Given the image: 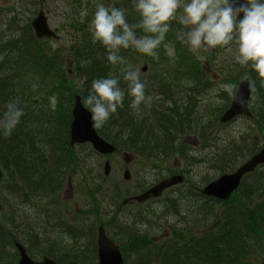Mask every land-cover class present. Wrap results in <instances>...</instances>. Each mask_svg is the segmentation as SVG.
<instances>
[{
  "label": "trees",
  "instance_id": "obj_1",
  "mask_svg": "<svg viewBox=\"0 0 264 264\" xmlns=\"http://www.w3.org/2000/svg\"><path fill=\"white\" fill-rule=\"evenodd\" d=\"M37 6L38 0H18L13 8H0V119L4 118L7 105L11 101L18 100V107L24 113L10 135H5L3 130H0V165L5 173L1 189L5 187L15 192L23 209L32 201L36 202L37 197L49 196L63 185L66 173L73 165L68 164L69 152L67 148L63 150L66 155L64 158L59 157L58 153L54 154L57 131L51 129L44 121L42 126L40 117L37 116L36 120L32 112L26 109V105L32 102L30 93L34 92L36 83L39 82L44 91V87L54 77V84L61 86L69 97L67 85L63 83V75L69 76L71 72L73 77L76 75V79L81 81V86L75 94H79L82 100L91 91L94 80L110 76L119 79V86L125 91L123 107L118 108L117 113L101 127L102 132H106L111 143L129 151H163L158 158L154 155L146 157L153 163L158 161L160 165L156 169L161 170L169 162L171 155L174 157L175 153H179L177 151L180 142L177 137L168 133L169 125L166 124L165 128V124L159 122L158 116L161 112L151 109L147 111L150 114L143 118L142 122L140 118L135 119L136 108L131 107L132 97L129 95L128 82L123 79V66L114 65L107 60L108 50L100 42L94 41L90 31L96 11L95 8H89L93 4L86 5L85 18L82 14V18H74L69 25L60 26L64 32L70 31L74 40L66 43L64 49H56L54 52L44 40H37L33 36L30 20ZM126 19L129 24H135L140 22L141 17L136 14L135 17L131 15ZM137 33L146 35L140 29ZM229 47L232 48L231 45ZM133 53H137L133 47L121 48L119 55L126 62ZM184 53L190 56L186 47ZM213 54H217L219 58L225 56L226 61L222 64L221 60L211 58L216 65L214 68H208L206 62L191 57L192 62L185 65L184 69L194 71V78L204 76L202 71L214 70L235 88L242 79H249L252 85V119L249 122H252L253 126L239 132L237 136H228L223 144L226 148H219V155L218 152L214 153L211 162L207 159L209 165L212 163V167L221 175L233 172L239 166H236L239 160L246 156L248 159L264 146V78L250 65L241 66L225 48L220 47ZM36 77H40V80L33 82L32 78ZM155 84L159 85L154 81H147L145 88H155ZM203 88L206 89H201ZM171 90L173 89L168 84H163L159 92L166 94ZM146 92H149V89H145ZM35 94L38 101V90ZM231 96L229 93L223 94V97H226L224 105L214 110L204 108L200 115L193 110L196 109V99L182 104L181 108L176 106L173 117L176 119V126L182 131L181 136L192 133L193 137L203 140L202 146L209 145L212 148L221 145V135L217 133V129L224 126L219 124L218 118L227 108ZM184 119H189L190 122L194 120L196 124H193L192 130ZM125 129L127 133L123 132ZM170 132L176 135L172 130ZM206 135H209V143ZM253 136L257 137L258 142H253ZM59 139L56 138L57 142ZM179 158L186 163L183 156ZM76 162L82 167L81 159H76ZM89 175L92 179H99V169ZM95 194H98V191H89L88 195L92 201ZM183 195L185 194L181 193V196ZM0 198L9 213L1 215V219L6 220L9 225L2 223L4 236L0 241L12 247L13 240L19 236L16 233L19 225L13 226L10 221L16 215V210L8 196ZM202 198L203 196L195 191L192 193L194 205L185 207L181 199L171 200L166 209L175 210L177 216L169 220L167 217L170 215L164 212L163 216L153 221L157 220L158 230L145 233L137 224L150 227L151 221L143 219L138 213L131 215V221H120L121 212L114 211L113 206L112 212L108 213L109 227L116 230L114 234L119 237L120 247L124 249L125 264H248L254 249L262 246L259 252L264 250V166L243 179L230 201L205 202ZM22 211L17 210V213ZM39 211L41 212L40 208ZM1 242L0 263L4 260Z\"/></svg>",
  "mask_w": 264,
  "mask_h": 264
},
{
  "label": "rangeland",
  "instance_id": "obj_2",
  "mask_svg": "<svg viewBox=\"0 0 264 264\" xmlns=\"http://www.w3.org/2000/svg\"><path fill=\"white\" fill-rule=\"evenodd\" d=\"M9 1V2H8ZM18 2V0H14ZM183 2H187V0H183ZM6 4H12L10 0H6L5 2L1 3V6H8ZM66 4L63 0H54L53 3L48 6L46 4L45 9H49L51 11L57 10L56 18L53 19L54 23L61 24L63 21L62 14L66 10ZM6 8V7H4ZM178 12H182V8L178 10ZM37 14V11L34 12V15H32V18ZM31 18V19H32ZM52 25V24H51ZM61 39L59 42L54 43V41L51 42V45H53L54 48L61 47L66 41L70 40V36L65 33L61 32L60 35ZM66 45V44H65ZM232 51L230 52L233 57L236 55L237 45L233 42L231 44ZM216 49L219 50L220 47L212 49L210 51H200L197 53H194L191 51V54L197 61H204L206 62V65L208 68H214L216 64H214L213 59L220 61L223 64L226 61L225 56H220V58L217 56ZM136 50V49H135ZM137 53H133L126 61L127 64H131L133 69H140L142 67H146V72L144 75L140 74V80L141 82L143 80L152 79L156 75L159 74H167L168 77L163 78L161 82L163 84H168L170 87L178 86H189L193 85L192 82L180 78L175 77L181 74H185L183 71L185 65H189L192 60L191 56H187L185 53L181 51V55L179 54L177 57L175 56V51L173 48L170 47L168 41L164 39V41L161 43L160 47L156 50L158 54V59L148 56L146 54L140 53L138 55ZM222 64L221 67L223 66ZM146 65V66H145ZM171 67V68H170ZM162 68V69H161ZM169 68L168 70H165ZM163 70V71H162ZM206 75H213L209 78V81H206V92L205 94L202 93L197 96H192V99H196L198 96V101L196 103V109H193L195 112L202 114V110L209 109L214 110L218 107H221L226 103L225 98L223 97V94L229 93L226 89L221 88V85L230 84L228 80L223 78L221 74H217L214 71H204ZM71 72L69 76L65 74L63 75V83L67 85L68 88V94L63 90L61 86L58 84H54L55 77L51 80V85L55 86V95L51 97H47L46 99H41L36 101V91L39 89L38 87L34 88V92L30 93V97L32 102L26 105V109L34 115L36 120L38 119L37 116L40 117V123L43 126V121L48 123L50 125L51 129H60V132L58 136H60V139L57 140L54 139L55 146L59 150L62 149V146L65 144V138H66V129L68 127V121H69V106L71 101L73 100V95L79 90L81 86V81L79 82L76 79V75H74ZM163 84H160L159 87L151 88L149 87V92H146V96L151 97V101L142 103V107H148L147 110L151 109H162L164 104H162V95L157 93V91L162 87ZM236 89V88H235ZM234 89V91H235ZM73 93V94H72ZM71 94V95H70ZM183 94V93H182ZM182 94L178 95V97L182 96ZM177 95V94H176ZM56 98H60L61 105L59 107L55 106V100ZM167 98V97H166ZM183 102L181 105H185L186 97H183ZM168 99V98H167ZM84 100V99H83ZM181 105H178L179 108H181ZM193 108V107H192ZM199 119H201V117ZM42 117V118H41ZM147 116L145 113L138 114L135 119H139L142 121L143 118H146ZM43 119V120H42ZM194 122V120L192 121ZM253 126L252 122H249V120H246L244 118H239L233 123H231L228 126H225L221 129H217V133L221 135L220 143L221 145H218V147H212L210 148L209 145H201L197 137L193 136H183L182 137V144L185 146L184 148L188 149V152L190 155L194 154H203L207 155L211 153L207 159L211 162V159L214 157V153L218 152L219 148H226V145H223L226 138L228 136H237L239 132H242L243 130H247ZM42 131V130H41ZM162 135V134H161ZM41 136H43V133H41ZM163 136V135H162ZM206 139L209 143V135H206ZM234 141L235 138H234ZM253 142H258L257 137L253 136ZM263 145L260 144L258 148H260ZM236 150V148H234ZM205 151V152H204ZM186 160V163L184 160L180 159V154H176L173 158L168 160L169 162L162 167V169H153V165H157V167L160 164L153 163L151 160L149 161L145 156L144 159L141 160V167L136 168V174L140 173L143 175L142 179L137 180L136 186L130 187L125 186L120 183L122 179V173L126 170L128 167L131 170V173L133 175L134 166H133V156H131L130 164L127 165L124 161V151H121L117 155L108 157V158H99L96 156L89 148L87 147H79L75 146L73 150L69 151L70 156H73L71 160L78 158H83L82 160L86 163L88 167H85L84 169L82 167H79V164H77V167H74L73 170L70 172L68 178L71 179V184H66L65 187L60 191H53L49 196H41L37 197L36 202L32 201L30 204H26V208L21 207L19 204L21 201L19 197L16 195L15 192L12 190H7L5 187L1 189V196H8L10 198L14 207H18L20 210H23L20 214L17 212L16 215L13 216L12 220H10L13 224L19 225V229L17 230V234L23 239L25 243H31L34 246L38 245L39 247H42L41 250L39 249H33L29 248L30 258L32 260H37L38 256L43 255L45 257H51L49 255H58L61 254V256L65 258H69L77 264H92L95 262L96 258V246H95V236H96V228L95 231L90 230H83L82 231V238L80 239V244L78 242V239H75L76 249H72L73 246H71V242L65 238L63 235H61L60 244L57 245H51L55 244L50 243V245L44 244V240H51L49 238H46L48 236H53L51 231H53V222L50 224L51 227L47 228L42 218L37 221L38 228L35 229V231H29L27 226V220L30 219L29 213H39V205H42L44 209H48V212L52 213H62L63 212V204H68L73 201L81 202V205H83V201L85 200L87 203L90 202V199L88 198V192L90 190L96 192L98 191V194H95L93 199L95 203H97V216H96V222L102 223V225L105 228L106 234H108L110 237H113L115 240L119 241V237L115 236L114 232L116 231L115 228L109 227V220H108V213L111 212V206L112 202L110 201V198H104L102 193V189L106 188L109 192L108 197H115L114 202H118L123 198L134 196L138 194L137 192H142L145 190V185H149L153 183L154 181H157L158 179L167 176L170 173L173 174H181L185 175L186 184L182 187L174 188L169 191H167L161 199L157 201H152L150 203H147L139 208L137 207H129L125 211L122 212L120 215L119 220L120 221H131L133 218L131 217L132 214L138 213L141 215L142 218H145L149 221L150 227L145 225H138L139 228H141L142 232H151L158 230L157 220L155 222L154 219L160 216H163L164 212H167L170 216L167 217V219L171 220L173 217L177 216V212L175 210H168L166 209L167 204L171 200H177L181 199V201L186 206H192L194 205V200H192V193H195L196 189L198 187L203 186L205 183L209 182L212 179H215L219 176L217 170H215L212 167V163L209 165V163L206 160V156L204 157L205 160H203L200 163L194 164L195 161L199 160L198 157H195L191 160V164L189 163L187 157L185 156L184 151L179 148L178 151ZM161 153V152H160ZM58 154H61L59 152ZM219 155V152H218ZM247 156L239 160L236 163V166L240 165ZM105 160H108L111 165V176L109 180H105L101 174L102 172V165ZM79 168V170H78ZM92 170L94 173L99 169V179L95 177L92 179L89 174H87L88 170ZM91 172V174H92ZM144 188V189H143ZM187 191V194L185 192ZM126 193L128 194L126 197H123ZM181 193H184L185 195L181 196ZM190 195V197H188ZM62 200V202H59L58 198ZM31 204L34 205L33 210L31 207ZM71 204V203H70ZM38 205V206H35ZM25 210V211H24ZM9 212H11V209H9ZM183 214V213H182ZM5 215H9V213H5ZM11 215V214H10ZM31 221V219H30ZM4 225L8 226L9 223H6V220L3 221ZM66 223V222H65ZM25 228V230H23ZM98 228V227H97ZM3 226L0 227V239L4 236L3 232ZM66 226H63L61 230L59 231H65ZM114 234V235H113ZM113 235V236H111ZM45 237V238H42ZM1 242V241H0ZM2 243V242H1ZM2 253L4 255V260L0 264H11L12 258L14 257V249L11 248V246L7 244L2 243ZM80 246V247H79ZM1 247V246H0ZM127 249V248H126ZM124 252V249H122ZM128 250V249H127ZM260 264H264V259L260 262Z\"/></svg>",
  "mask_w": 264,
  "mask_h": 264
},
{
  "label": "clouds",
  "instance_id": "obj_3",
  "mask_svg": "<svg viewBox=\"0 0 264 264\" xmlns=\"http://www.w3.org/2000/svg\"><path fill=\"white\" fill-rule=\"evenodd\" d=\"M135 0V9L140 14V22L129 24L125 11L117 7L98 4L90 31L94 41L100 42L107 50V60L123 66V79L128 82L132 108L151 101L145 94V84L140 80L139 69H133L119 55L121 48H135L140 53L158 59L156 50L170 30V24L178 18L186 27L179 35L190 49L197 53L222 47L231 52L233 42L237 45L235 59L241 66L251 68L264 78V0ZM243 13L239 22L237 16ZM146 35L138 36L137 30ZM230 95L235 96V86L221 85ZM125 91L119 86L117 77L96 79L91 91L84 98V105L90 109L94 126L101 128L123 107ZM19 101H11L7 112L0 119V130L10 135L24 115L18 107Z\"/></svg>",
  "mask_w": 264,
  "mask_h": 264
},
{
  "label": "water",
  "instance_id": "obj_4",
  "mask_svg": "<svg viewBox=\"0 0 264 264\" xmlns=\"http://www.w3.org/2000/svg\"><path fill=\"white\" fill-rule=\"evenodd\" d=\"M245 3L246 0H238L237 6H239V4ZM242 17L243 13H240L237 16V21L239 22ZM32 26L38 38L54 37L53 33L47 26L46 19L43 16L42 11L39 12L38 17L32 22ZM142 71H145V69L143 68ZM235 93L236 95L233 96L229 107L219 118L220 124H227L238 116L251 118V113L248 108V101L251 93L249 81H241ZM72 115L73 121L70 127L71 145L90 144L95 152L102 156L109 155L114 152L115 149L111 145L107 144L105 140L97 134L92 115L81 106L79 97L75 98V105ZM261 165H264V147L252 155L249 160L237 168L235 172L221 175L216 180L207 184L202 189L201 193L206 197L225 201L229 199L230 196L237 190L243 177L254 172ZM103 170L105 176H107L109 172L108 162L105 163ZM181 182V176H173L169 179H165L145 193L137 196L135 200L141 203L151 197L157 198L161 195L163 190L180 184ZM18 251H20L19 264H32L25 257L21 248L18 247ZM97 255L99 261L98 264H123L117 246H115L112 241L105 237L102 228H99V234L97 238ZM43 264L53 263L45 261Z\"/></svg>",
  "mask_w": 264,
  "mask_h": 264
},
{
  "label": "flooded vegetation",
  "instance_id": "obj_5",
  "mask_svg": "<svg viewBox=\"0 0 264 264\" xmlns=\"http://www.w3.org/2000/svg\"><path fill=\"white\" fill-rule=\"evenodd\" d=\"M183 97H184V95L182 94L181 98H183ZM127 151H124V155L126 156V158H124V161H126V164L129 165L130 164V154ZM132 163L134 166V161ZM126 170H128L131 174V170L128 167L126 168ZM142 178H143V175H141L140 179H142ZM137 180L138 179H136V181H134L133 175H132L130 177V179L127 182H125V184L129 185L130 187H133V186H136ZM62 189H63V187L59 188L55 191H60ZM58 200H59V202H62L60 197L58 198ZM149 201H151V200H149ZM70 203L63 204V207H64L63 211L64 212L61 214H59V213H49L47 215L44 213H42V214L38 213L36 215L32 214V217L33 216H35L37 218L40 217L43 220H45L46 218H48V219L53 218L51 221H46V224L53 222V226H52L53 227V233H52L53 236L51 237V234H50V236L46 237V238H49L51 240H44V244L47 243V245H50V243H53V242L55 244H51V245L60 244L61 235H63L65 238H67V237L69 238V241L71 242V246H73L72 249H76L75 239L77 237L81 236L82 227L86 226V224L82 222V219H84V217L81 215L80 210H79V207L81 206L80 199H79V202H77L75 200V201L70 202ZM131 204L132 205L135 204L138 206L142 205V204H136V203L130 202L129 204L122 206L119 203V206L116 207L117 208L116 210H117V212L122 211L123 209L127 208ZM92 218L93 217H91V219ZM32 221H33L32 224H35L34 220H32ZM64 225H67L66 230L65 231H59L62 229V227ZM32 231H35V229H33ZM42 238H45V237H42ZM31 248L41 250L42 247H39L38 245H36V246L31 247ZM49 256H51V257H45L43 255H41V256L39 255L37 260L35 259L36 260L35 263H41L42 261H44V259H48V260H50L56 264H77V262H75L69 258H65V257L61 256V254L49 255Z\"/></svg>",
  "mask_w": 264,
  "mask_h": 264
},
{
  "label": "bare ground",
  "instance_id": "obj_6",
  "mask_svg": "<svg viewBox=\"0 0 264 264\" xmlns=\"http://www.w3.org/2000/svg\"><path fill=\"white\" fill-rule=\"evenodd\" d=\"M181 103L182 102H175L174 103V108L176 107V106H178L179 104L181 105ZM188 103V102H187ZM136 110V114H135V116H137L138 114H141V113H145V115L147 116V115H149L150 113H147V109H145L144 107H142V108H137V109H135ZM158 120H159V122L163 125V123L165 124V128H166V124L167 125H169V131H168V133H170L171 135H173V136H175V137H177L178 138V140H179V142H180V145L178 146V147H180L183 151H184V153H185V156L187 157V159H188V161L191 163V160L193 159V158H195V157H198L199 158V160H197V161H195L196 163H200V162H202L203 160H205L204 159V157L206 156V160L205 161H207V157L211 154V153H209V154H207V155H203L202 153L201 154H194V155H190L189 154V152H188V149L187 148H184L185 146L182 144V141L180 140V136L182 135V131L180 130V127H178V126H176L177 125V122H176V119L172 116V115H170L169 113H167V112H165V111H162L160 114H159V116H158ZM185 120V119H184ZM185 121H187L188 123H189V126L191 127L190 129L192 130V128H193V124H196V123H194V122H190L189 121V119H186ZM142 122V121H141ZM170 130H172L173 132H175L176 133V135H174L173 133H171L170 132ZM101 132H102V128H101ZM123 132L124 133H127V130L125 129V130H123ZM101 136L103 137V139L104 140H106V141H109L108 140V135L106 134V132H102L101 133ZM55 145V144H54ZM55 148H56V151L54 152V154H56V153H59V152H61V154H59V157H61V158H64L66 155L64 154V152L62 151V150H59L58 148H57V146H55ZM163 152V151H161V150H153V152H151V151H147L146 153H142V152H139V151H130L129 152V154H130V159H131V156H133V158L134 157H137V156H142V157H149L150 155H154V156H157V158L158 157H160L159 155H161V153ZM205 152V151H204ZM149 153V154H148ZM177 153H175V155H176ZM178 154H180V153H178ZM173 155H174V153H173ZM180 156H182L181 154H180ZM73 156H70V153H69V155H68V164L69 163H72L73 165H71L70 166V168H69V172H67L66 173V176H65V180H67L68 179V176H69V174H70V172L73 170V168L74 167H77V164H80V163H77L76 162V159H81V162L83 161L82 159L83 158H78L77 156H74V157H76V159H74V160H71V158H72ZM150 157H152V156H150ZM126 158V157H125ZM171 158H173V156L171 155ZM126 162V161H125ZM208 162V161H207ZM85 167H88L87 165H86V163L83 161V165H82V168L84 169ZM139 167H141V166H139ZM139 167H137V168H139ZM78 170H79V168H78ZM102 171H104L103 170V165H102ZM91 172H92V170L90 169V170H88L87 171V173H89V174H91ZM53 173H55V172H53ZM102 175H103V172L101 173ZM64 180V181H65ZM63 185H64V183H63ZM62 185V186H63ZM62 186L60 187V188H62ZM231 198H232V196L230 197V199L228 200V201H230L231 200ZM113 204H116V205H118L119 204V201L118 202H112ZM48 212V209H44V207L42 206V208H41V214L42 213H44V214H49V213H47ZM192 213H193V211H192ZM30 219H31V221H30ZM29 220H27V226H28V229H29V231H32L33 229H37L38 228V226H37V221H39L38 219H40V217H35V216H33V217H31ZM145 219V218H144ZM32 220H34V223L35 224H32ZM43 220V219H42ZM44 221V220H43ZM96 252H97V249H96Z\"/></svg>",
  "mask_w": 264,
  "mask_h": 264
}]
</instances>
